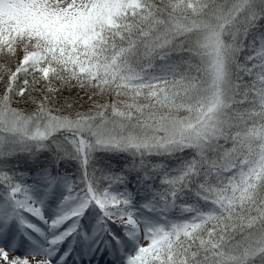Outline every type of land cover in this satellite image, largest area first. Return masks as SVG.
Here are the masks:
<instances>
[{"label": "snow or ice", "instance_id": "snow-or-ice-1", "mask_svg": "<svg viewBox=\"0 0 264 264\" xmlns=\"http://www.w3.org/2000/svg\"><path fill=\"white\" fill-rule=\"evenodd\" d=\"M0 264H264V0H0Z\"/></svg>", "mask_w": 264, "mask_h": 264}]
</instances>
